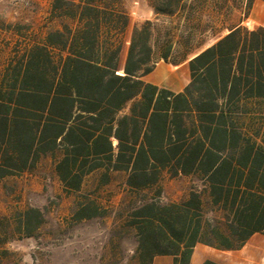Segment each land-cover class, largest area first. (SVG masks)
<instances>
[{"label":"trees","instance_id":"trees-1","mask_svg":"<svg viewBox=\"0 0 264 264\" xmlns=\"http://www.w3.org/2000/svg\"><path fill=\"white\" fill-rule=\"evenodd\" d=\"M50 2L59 26L0 79V182L49 163L69 197L123 173L135 264H229L198 249L256 241L264 264V26L225 23L252 0H154L156 19L136 25L124 0ZM168 66L176 92L155 82ZM168 180H187L185 195L166 200ZM41 220L29 208L18 226L30 237Z\"/></svg>","mask_w":264,"mask_h":264},{"label":"rangeland","instance_id":"rangeland-1","mask_svg":"<svg viewBox=\"0 0 264 264\" xmlns=\"http://www.w3.org/2000/svg\"><path fill=\"white\" fill-rule=\"evenodd\" d=\"M124 2L132 25L156 19L152 11L154 0ZM50 3V0H0V79L7 67L33 45L41 44L47 33L59 26L49 20ZM236 8L225 18L226 25L246 22L249 11L244 14ZM204 12L214 15L211 6ZM176 20L159 17V24L171 27L173 24L169 23ZM212 25L217 29L221 22L214 20ZM172 82L169 86L173 89ZM96 178L95 175L87 178L83 190L69 197L62 192L49 163L42 164L36 173L0 182V264H135L136 236L125 224L132 200L129 197L124 200L126 192L121 177H115L110 186L101 189L96 188ZM188 183L169 182L165 199L181 198ZM80 201H93L97 215L77 220ZM29 208L42 214L41 224L30 237L18 226V215ZM252 246L260 244L256 241L233 251L203 246L198 251L229 264H258L251 253Z\"/></svg>","mask_w":264,"mask_h":264},{"label":"crops","instance_id":"crops-1","mask_svg":"<svg viewBox=\"0 0 264 264\" xmlns=\"http://www.w3.org/2000/svg\"><path fill=\"white\" fill-rule=\"evenodd\" d=\"M248 17L249 18L246 20V22H242V25L247 27L248 29L255 30L259 27L264 26V0H252V5H251V8L249 9V16ZM177 69H178V67H172V66H171V68L167 67L165 69V71H163L162 78L159 79L158 81H155V82L156 83L159 82V84H161V81H163L164 86H166L167 88H169L170 90H172L174 92L178 91L179 87H178V84L176 82V80H178ZM169 74L172 76L170 77ZM171 81H173L172 83H174V86H175L173 89L170 88V86H169ZM98 174L99 173H94V174H91L89 177L94 176V175L98 176ZM112 177L113 178L121 177V182H122L123 178H124V174L123 173H113ZM86 181H87V179H86ZM173 181H175V180H168V181H166L165 185H167L169 182H173ZM84 186H85V184H84ZM84 186L82 187V190H83Z\"/></svg>","mask_w":264,"mask_h":264}]
</instances>
